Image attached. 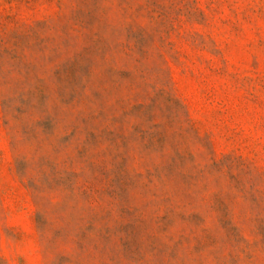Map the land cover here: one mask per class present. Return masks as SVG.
<instances>
[{"label": "rangeland", "instance_id": "1", "mask_svg": "<svg viewBox=\"0 0 264 264\" xmlns=\"http://www.w3.org/2000/svg\"><path fill=\"white\" fill-rule=\"evenodd\" d=\"M0 264H264V0H0Z\"/></svg>", "mask_w": 264, "mask_h": 264}]
</instances>
